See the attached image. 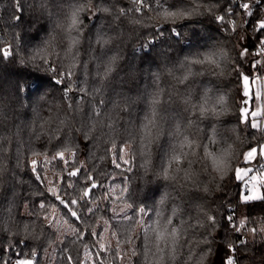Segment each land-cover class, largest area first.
<instances>
[{"label": "clouds", "instance_id": "9594fccd", "mask_svg": "<svg viewBox=\"0 0 264 264\" xmlns=\"http://www.w3.org/2000/svg\"><path fill=\"white\" fill-rule=\"evenodd\" d=\"M0 264H264V0H0Z\"/></svg>", "mask_w": 264, "mask_h": 264}, {"label": "trees", "instance_id": "16d2710c", "mask_svg": "<svg viewBox=\"0 0 264 264\" xmlns=\"http://www.w3.org/2000/svg\"><path fill=\"white\" fill-rule=\"evenodd\" d=\"M45 83V81L43 80V78H36V82L33 83L31 85L32 88H37L39 86H43V84Z\"/></svg>", "mask_w": 264, "mask_h": 264}]
</instances>
